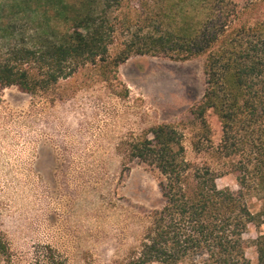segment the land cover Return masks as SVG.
<instances>
[{
  "label": "trees",
  "instance_id": "trees-1",
  "mask_svg": "<svg viewBox=\"0 0 264 264\" xmlns=\"http://www.w3.org/2000/svg\"><path fill=\"white\" fill-rule=\"evenodd\" d=\"M258 4L264 0H0V36L11 37L0 47V90L46 92L90 68L125 98L118 67L131 56L203 58L205 88L190 119L152 125L118 144L125 160L159 172L161 204L148 211L138 243L110 264H250L243 235L248 225L264 223V11L254 14ZM20 21L33 25L19 29ZM209 114L220 124L216 144ZM183 130L193 158L185 153ZM225 173L235 174L236 191L217 186ZM249 194L262 200L255 213L246 204ZM253 245L264 264V233ZM5 250L0 237V253ZM49 251L44 264H63Z\"/></svg>",
  "mask_w": 264,
  "mask_h": 264
},
{
  "label": "rangeland",
  "instance_id": "rangeland-1",
  "mask_svg": "<svg viewBox=\"0 0 264 264\" xmlns=\"http://www.w3.org/2000/svg\"><path fill=\"white\" fill-rule=\"evenodd\" d=\"M263 11L258 4L254 14ZM21 21L19 29L33 25ZM9 38L0 36V47ZM118 74L128 87L125 98L90 68L46 92L0 90V237L6 245L0 264H44L49 250L63 264H110L138 243L148 211L161 204L160 174L125 160L118 144L152 125L190 119L205 88L203 58L134 55ZM207 118L216 144L220 124L213 114ZM183 131L185 153L193 158L189 130ZM216 183L238 189L234 173ZM246 204L255 213L262 200L249 194ZM261 233L264 223L248 225L243 235L250 264H258L253 240Z\"/></svg>",
  "mask_w": 264,
  "mask_h": 264
}]
</instances>
